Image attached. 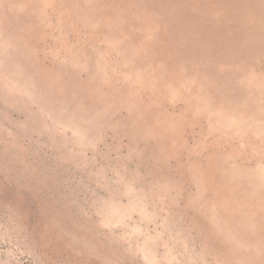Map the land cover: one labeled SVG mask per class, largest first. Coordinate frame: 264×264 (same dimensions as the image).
<instances>
[{
	"label": "rangeland",
	"instance_id": "rangeland-1",
	"mask_svg": "<svg viewBox=\"0 0 264 264\" xmlns=\"http://www.w3.org/2000/svg\"><path fill=\"white\" fill-rule=\"evenodd\" d=\"M0 264H264V0H0Z\"/></svg>",
	"mask_w": 264,
	"mask_h": 264
}]
</instances>
